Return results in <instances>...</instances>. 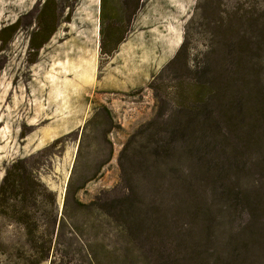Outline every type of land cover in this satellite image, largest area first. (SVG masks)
<instances>
[{
  "label": "rangeland",
  "instance_id": "obj_1",
  "mask_svg": "<svg viewBox=\"0 0 264 264\" xmlns=\"http://www.w3.org/2000/svg\"><path fill=\"white\" fill-rule=\"evenodd\" d=\"M44 1L0 0V184L44 152L39 178L103 242L97 205L130 209L128 264H264V0H142L130 20L132 0H62L71 23L36 53Z\"/></svg>",
  "mask_w": 264,
  "mask_h": 264
},
{
  "label": "trees",
  "instance_id": "obj_2",
  "mask_svg": "<svg viewBox=\"0 0 264 264\" xmlns=\"http://www.w3.org/2000/svg\"><path fill=\"white\" fill-rule=\"evenodd\" d=\"M141 1L132 0L133 3L130 1L124 3L123 16L127 20L135 16L136 11L138 12ZM69 8L68 10H70ZM63 12L62 0H45L37 8V12L34 14L37 17L35 24L38 28L30 37L31 51L40 52L63 21L71 23L72 12L69 11L67 15ZM112 24L114 33L112 40L114 41L112 49L105 53L108 57H113L118 47L126 39L125 34H119L123 22H117L114 19ZM16 29L17 26L10 30L15 31ZM8 31L4 29L0 32L1 41ZM90 43V38L81 39L79 41L81 51L88 53L91 50ZM183 47L184 45L181 46L180 51ZM101 50L105 51L103 45ZM234 101L235 107L240 109L241 99L235 97ZM258 110H264V104H261ZM203 112L204 117H207L205 109ZM190 123L187 122L188 125ZM89 125L90 123L86 125V130ZM220 126L221 124L218 125L216 139H225L226 136L223 134L225 129ZM71 136L54 142L49 149L58 147ZM210 148H214V144ZM199 149H189L187 153L201 157L205 150ZM43 153L17 161L5 169V175L0 184V264L130 263L133 245L130 209L127 207L113 211L114 200L105 207L98 208L97 205L95 211L103 218L101 228L110 231L108 235L110 244H106L108 238L104 239V243L103 239L95 236L96 230L99 229L93 223L90 224V206L78 203L79 209L74 213L69 212L70 189L67 190L64 208L62 211L60 210L57 194L42 182L38 176L39 170L35 167L34 161ZM109 205L112 206L111 209L108 208ZM119 239L124 241L127 251L120 250L114 242ZM74 244L79 247L78 250H75L77 256L71 252Z\"/></svg>",
  "mask_w": 264,
  "mask_h": 264
},
{
  "label": "crops",
  "instance_id": "obj_3",
  "mask_svg": "<svg viewBox=\"0 0 264 264\" xmlns=\"http://www.w3.org/2000/svg\"><path fill=\"white\" fill-rule=\"evenodd\" d=\"M80 127H75V128H72L71 130H69V132L67 134H72L74 133L76 130H78Z\"/></svg>",
  "mask_w": 264,
  "mask_h": 264
}]
</instances>
